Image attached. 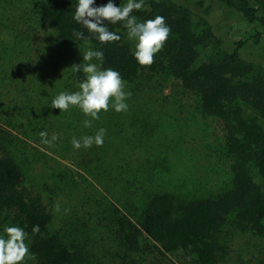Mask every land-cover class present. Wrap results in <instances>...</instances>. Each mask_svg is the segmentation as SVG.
Listing matches in <instances>:
<instances>
[{
	"label": "rangeland",
	"instance_id": "1",
	"mask_svg": "<svg viewBox=\"0 0 264 264\" xmlns=\"http://www.w3.org/2000/svg\"><path fill=\"white\" fill-rule=\"evenodd\" d=\"M43 1L0 0L2 81L6 71L12 74L17 70L18 63L39 65L31 73L21 71L23 76L17 74V78L22 79L16 80L21 96L31 103L26 113L33 118L14 152L23 184L50 211V231L84 251L83 264H194L181 251L157 249L156 242L146 235L139 237L137 247L131 246L125 220L136 222L155 191L171 193L179 207L188 200L213 197L231 188L237 161L226 148L223 121L202 113L197 92L163 70L142 71L135 80L126 81L125 91L131 93L126 101L129 110L116 112L110 107L90 128L83 122L91 118L78 107L66 112L51 107L59 93L80 90L85 74L74 73L71 66L83 64V54L94 49L87 44L58 42L55 30L39 17ZM174 1L190 11L199 33L209 26L223 40L219 45L214 37L205 38L198 62L219 60L222 49H231L232 42L248 29L237 14L217 2L216 10L205 15L197 4L200 0ZM125 39L135 49L127 31ZM242 56L251 61V66L246 63L254 75L264 74V45L249 44ZM91 63L100 64L97 60ZM7 99L3 95L1 102ZM229 104L240 107L248 118H260L257 108L242 98ZM101 128L106 129L102 147H73L74 137L95 136ZM42 131L49 139L53 134L60 138L53 146L46 145ZM251 161L246 165L261 182ZM13 225L23 228L12 213L1 214L0 236H5L6 226ZM222 234L225 253L220 264H264V234L232 225ZM26 264H34L33 259Z\"/></svg>",
	"mask_w": 264,
	"mask_h": 264
},
{
	"label": "trees",
	"instance_id": "2",
	"mask_svg": "<svg viewBox=\"0 0 264 264\" xmlns=\"http://www.w3.org/2000/svg\"><path fill=\"white\" fill-rule=\"evenodd\" d=\"M208 1V4L205 0L197 2L205 15L216 10L214 3L217 2L237 14L248 27L232 42L231 49H222L219 60L198 62L205 38L212 36L219 45L223 40L209 26L203 34L199 33L190 11L180 3L144 0V7L133 11L132 15L141 22L163 16L171 29L164 48L156 54L150 67H142L134 58L135 49L125 39L127 29L123 22L106 25L121 39L101 44L97 34L90 33L73 19L78 0H44L38 10L42 22L55 30L58 42L87 44L102 51V67L118 71L124 81L135 80L142 71L169 72L184 87L197 92L202 113L223 121L226 148L237 161L233 165L231 188L213 197L188 200L179 207L171 193L155 191L148 196L136 222L125 220L128 225L126 238L131 246L137 247L139 237L146 235L156 242L157 249L167 253L181 251L185 259L194 264H220L225 253L222 233L226 226L264 234V74L254 75L247 66L249 60L242 56L247 45H264V2ZM107 2L95 0V5ZM127 2L113 0L121 7ZM75 31L83 32L88 41L77 39ZM34 67L39 69L38 64L26 67L18 63L12 74L5 72L6 80L3 81L0 72V215L12 213L13 220L29 234L34 264H83L84 251L50 231L51 213L42 199L23 184V173L14 154L23 141L22 133L33 125V118L27 114L31 103L21 96L17 81L22 78H17V74L23 76L21 71L31 73ZM3 95L8 96L4 103L1 102ZM239 98L256 107L260 118H248L240 107L230 106L229 103ZM249 160L261 182L246 165ZM34 226L39 228L37 233L33 232Z\"/></svg>",
	"mask_w": 264,
	"mask_h": 264
},
{
	"label": "clouds",
	"instance_id": "3",
	"mask_svg": "<svg viewBox=\"0 0 264 264\" xmlns=\"http://www.w3.org/2000/svg\"><path fill=\"white\" fill-rule=\"evenodd\" d=\"M144 7V0H128L123 7L116 6L113 0H108L106 4L96 6L95 0H78L73 19L83 25L90 33L97 34L101 44L117 42L121 36L112 32L106 26L108 23L117 24L123 22L127 29V37L135 42L134 58L142 67H150L155 62V56L165 46L169 35L170 27L163 16H156L143 22L138 21L132 15L133 11L141 10ZM77 39L88 41L83 32L75 31ZM97 60L100 64L91 63ZM104 55L100 50L89 48L83 54V64L71 66L74 73L83 71L85 79L79 83V91L73 93L61 92L52 102L51 107L66 112L75 106L81 109L85 116L91 119L85 120L84 127H92L95 120L100 119L101 112H107L109 108H114L116 112H127L129 105L126 103L131 96L125 91L127 82L124 81L120 73L111 68H103ZM106 129L101 128L95 136H84L80 140L75 137L72 140L75 149L90 148L95 144L102 147ZM42 143L53 146L60 137L53 134L48 138V133H40ZM39 231L38 226L33 227V232ZM5 236H0V264H26V261L34 258L30 252L29 239L25 230L19 226H6Z\"/></svg>",
	"mask_w": 264,
	"mask_h": 264
}]
</instances>
